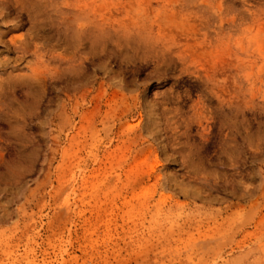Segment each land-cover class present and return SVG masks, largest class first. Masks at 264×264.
Instances as JSON below:
<instances>
[{"label": "clouds", "instance_id": "obj_1", "mask_svg": "<svg viewBox=\"0 0 264 264\" xmlns=\"http://www.w3.org/2000/svg\"><path fill=\"white\" fill-rule=\"evenodd\" d=\"M0 264H264V0H0Z\"/></svg>", "mask_w": 264, "mask_h": 264}]
</instances>
